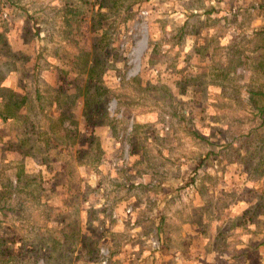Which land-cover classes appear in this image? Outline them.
<instances>
[{"label":"rangeland","instance_id":"374dc122","mask_svg":"<svg viewBox=\"0 0 264 264\" xmlns=\"http://www.w3.org/2000/svg\"><path fill=\"white\" fill-rule=\"evenodd\" d=\"M97 1L0 0V87L29 104L0 122V264H264V162L246 138L260 125L247 91L264 90V65H235L239 93L224 106L205 89L230 39L219 40L214 16L189 17L195 31L179 41L190 0H140L112 15L100 0L101 19ZM255 3L207 1L238 21V44L259 25L245 23ZM98 53L104 70L89 82L79 66ZM86 85L103 93L96 114L77 91ZM28 181L41 195L16 206ZM102 185L104 197L137 189L116 208L94 207Z\"/></svg>","mask_w":264,"mask_h":264},{"label":"crops","instance_id":"0c3cea01","mask_svg":"<svg viewBox=\"0 0 264 264\" xmlns=\"http://www.w3.org/2000/svg\"><path fill=\"white\" fill-rule=\"evenodd\" d=\"M146 1L147 0H142L141 2L143 4ZM207 1H211V0H190V3L188 5H185L186 19L176 29L180 33L179 41H181V40H183V38H185L187 32H188V34H187V36H188V35H191L192 32L195 31L192 29L191 25L196 23V21H192L193 19H190L189 17H194L196 15H207V16H211V17L214 16L216 18L215 21H218L219 31H220V35H219L220 41H222V39H225L228 35L230 36V39L228 40V44L222 45L220 47V48L226 50L227 62L224 63L222 61V59H219V70H215V68H214V69H212V71H213L212 74L206 75L207 84L205 87L207 92H208V90L210 91L211 89H212L211 90L212 93H213V91L216 92L213 94L220 96L221 99L223 100L221 104L225 106V105H227V103H226L227 100H229V101L232 100V99H228V98L231 96V94H233V91L236 94V96H238V93H239V87L235 88L236 86L233 83V81H234L233 77H235V70H234L235 65L236 66L243 65V63L247 62L248 60L250 61L251 64L255 65V67L253 65L254 70H260V66L264 65V22L262 20V19H264V0H256L255 4H256L257 10L255 13H252V16H250V18L248 20H246V22H245L246 24H248L251 21L255 20V21H259V25L252 29L251 35L249 37H247L246 39L245 38L242 39L241 44H238V42L236 41V40H240V39H237V38L234 39V35L236 36V33L238 32L237 31L238 21L236 19H229L227 17H223L222 13H220L219 10H215V7L213 5H208ZM125 9H126V7H123V8H121V11L123 13H125L124 12ZM103 10L104 9L102 8L101 12H103ZM195 11L197 12V14H195ZM241 19H245V16L242 15ZM115 24H116V22H115ZM193 26H195V24ZM224 26H227L228 29H226ZM239 29H241V28L239 27ZM230 30L233 32L232 33L233 35L230 34ZM184 33H186V34H184ZM204 47L207 48L206 46H204ZM214 60L215 59H213V61ZM263 73H264V71H263ZM258 76L261 78L260 75H258ZM197 78L198 77H196L195 81L197 80ZM262 78L264 80V75ZM258 88L259 87L255 88V89H249L247 91V94H248L247 100L251 96V93H255V94L258 93V94L264 95V90L258 89ZM169 96H171V95L169 94ZM233 100L237 101L236 99H233ZM249 107L251 109L255 110L252 106H249ZM83 124H85L84 121H83ZM104 126H106L107 128H110L109 125L108 126L104 125ZM254 139H256V138H254ZM251 142L253 144H256V143H254L256 141L253 139ZM103 147H105L104 144H103ZM22 175H23V173L19 174L20 177ZM208 176H209L208 179H212L211 178L212 175H208ZM28 182H29L28 184L19 187V190H17V192L14 196V198L17 196L16 201H15L16 206L23 207V206H25L24 203L26 201H30L32 199V196L35 198H37V197L39 198V196L41 195V194L39 195V189H35V187H34L35 183L33 181H28ZM112 187H113V185H112ZM104 189H105L104 185L97 186V189L95 191L96 197H94L96 199H94V198L92 199V197L89 196V200L87 199V202H92V200H93V202L90 204H92L94 207L102 206V205H105L106 203L109 204L111 202V205L112 206L116 205L115 206V208H116L119 204H124L125 202L131 201V199H133L135 196V195H133V192H131V189H133L135 191L137 188H132V186H131L130 190H125V187L121 186V190H119V189H117V185H115V188L111 189V187H110V189H111V192L109 191L110 196H105V197L103 196ZM144 191L146 192V189H144ZM26 196L29 198H26ZM60 197H62V195L58 196V198H60ZM35 198H34V200H38ZM240 201H244V200L242 198H240ZM3 203H4V200L1 199L0 204H2V206H3ZM7 203H9V200L7 201ZM16 209L18 210L17 207H16ZM2 212H4V211H2ZM61 238L62 239L59 240V243H62V240H64L66 243V242H68L69 236L63 235Z\"/></svg>","mask_w":264,"mask_h":264},{"label":"trees","instance_id":"16d2710c","mask_svg":"<svg viewBox=\"0 0 264 264\" xmlns=\"http://www.w3.org/2000/svg\"><path fill=\"white\" fill-rule=\"evenodd\" d=\"M110 1H111V15H112V13H114V14L119 13L121 11V8H123V7H126L124 12L128 13L130 10L133 9L132 7L135 6L134 3L140 2V0H110ZM97 3L99 4L98 9H97L98 14H99V19H101L105 15L101 13L102 5L100 4V0H98ZM74 13H75V11H74ZM116 20L117 19L115 17H111V25L115 24ZM85 55L88 57L90 55V53L86 52ZM101 55H103V54L98 53V56L100 59H84L82 65L79 66L80 70L78 72L80 74H83L85 72L89 77V82H92V80L95 79L96 77H101V75L103 73L105 63L101 59ZM112 68H113V66L111 65V69ZM89 88L86 85L84 87L77 88V91L82 92L84 96L87 95V97H92L90 100H88L86 107H90L92 110H94V112L96 114V110L98 111L99 105L97 103H95V98H97L98 96H101L103 93H99V92L90 93V90H87ZM0 91H2V92L6 91V93H7V95L0 94V104L3 102L2 108L0 109V122H8L10 120L17 119L19 111L21 109H24V108L29 106V104H27L26 96L25 95H19L17 93H14V91H12V90H8V89L2 88V87H0ZM38 95H39V93H38V91H36V96H38ZM248 103L250 104V106H252L256 110L258 119L260 121V125L258 126V129L255 130V137H253L254 136L253 132L248 134L246 137L247 139L252 138L253 140H255L256 142H254V143H256V144H253L251 142L252 141V139H251V140H248L247 145H252L253 148H255L256 146L261 147V151H259L260 154L258 156V159L260 158L264 162V129H263L264 128V95L258 94V93H256V94L251 93V96L248 99ZM39 112H41L40 109H39ZM85 115H86L85 116L86 120L84 118V122L91 124L92 126H96V124L99 122V121L92 122V121H90L92 119L90 117V114L86 113ZM44 116L46 119L47 118L46 112H44V115L42 117H44ZM103 120L107 121L108 122L107 125H109L111 128V123H109L108 117L103 116ZM254 138H256V139H254ZM97 151H98V155L96 157V160L102 154L101 148L100 149L97 148ZM254 156H256V152H252L250 154V157L254 158ZM246 158H248V156ZM256 174H257V176L264 177V164L258 165ZM251 177L256 178L255 175H251ZM9 185H11V184H9ZM3 198L4 197H0V199H3ZM4 204H5V202L3 203V206H0V211L3 210V208L5 209ZM52 245H53V248L56 245H58L57 240H55L52 243Z\"/></svg>","mask_w":264,"mask_h":264},{"label":"built area","instance_id":"2783aa9c","mask_svg":"<svg viewBox=\"0 0 264 264\" xmlns=\"http://www.w3.org/2000/svg\"><path fill=\"white\" fill-rule=\"evenodd\" d=\"M101 264H105L104 262H102Z\"/></svg>","mask_w":264,"mask_h":264}]
</instances>
